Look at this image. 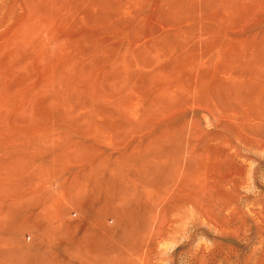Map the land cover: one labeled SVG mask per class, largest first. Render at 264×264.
Returning a JSON list of instances; mask_svg holds the SVG:
<instances>
[{"label":"rangeland","instance_id":"obj_1","mask_svg":"<svg viewBox=\"0 0 264 264\" xmlns=\"http://www.w3.org/2000/svg\"><path fill=\"white\" fill-rule=\"evenodd\" d=\"M0 264H264V0H0Z\"/></svg>","mask_w":264,"mask_h":264}]
</instances>
